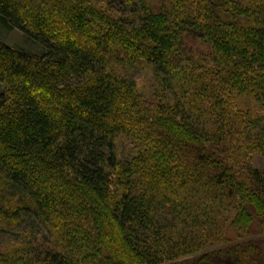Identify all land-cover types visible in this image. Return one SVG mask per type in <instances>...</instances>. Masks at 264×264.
<instances>
[{"label":"trees","instance_id":"1","mask_svg":"<svg viewBox=\"0 0 264 264\" xmlns=\"http://www.w3.org/2000/svg\"><path fill=\"white\" fill-rule=\"evenodd\" d=\"M0 23L42 49L0 41V234L27 219L0 264L263 263L264 0H0Z\"/></svg>","mask_w":264,"mask_h":264},{"label":"rangeland","instance_id":"2","mask_svg":"<svg viewBox=\"0 0 264 264\" xmlns=\"http://www.w3.org/2000/svg\"><path fill=\"white\" fill-rule=\"evenodd\" d=\"M0 41H2L3 43L9 45L12 48H18V49H23L24 51L31 53V54H41L42 53V49L27 41L20 32L16 31V30H8L6 29L4 26H2V24L0 23ZM136 78H140L141 80H143V82H146V80L148 79V77L146 76L145 72L139 71L136 73ZM124 143V144H123ZM122 145H124L123 147L125 148L124 151H121V147H118V151H121L122 153L119 154H123L126 155L127 151L131 149V146L129 144H126L125 142H123ZM119 145H121L119 143ZM253 165L262 168V166H264V163L258 159V158H254L252 161ZM264 170V169H262ZM26 220L24 219V221L21 223L22 225L11 229V228H7L4 227V231L0 234V246H6L8 245L11 241H15L16 237H17V232L19 230H21V228H25L26 227ZM1 228V227H0ZM2 229V228H1ZM263 238H261L262 240H264V235L262 236ZM262 248L264 247V243L261 246ZM197 257H191V258H186V259H182L173 263H169V264H193L196 261ZM264 264V260L263 263Z\"/></svg>","mask_w":264,"mask_h":264}]
</instances>
